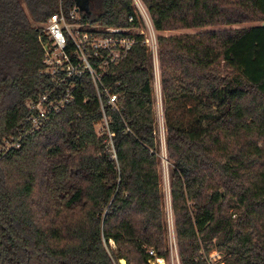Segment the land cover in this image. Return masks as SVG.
Instances as JSON below:
<instances>
[{
    "label": "trees",
    "instance_id": "16d2710c",
    "mask_svg": "<svg viewBox=\"0 0 264 264\" xmlns=\"http://www.w3.org/2000/svg\"><path fill=\"white\" fill-rule=\"evenodd\" d=\"M87 1L84 22L141 28L133 0ZM141 2L158 34L195 31L157 37L180 263L264 264V25L233 28L264 21V0ZM60 3L75 6L0 0V264H152L169 248L144 37L128 35L134 46L104 80L119 95L118 111L105 106L114 153L87 80L30 131L25 103L52 87L40 33Z\"/></svg>",
    "mask_w": 264,
    "mask_h": 264
},
{
    "label": "built area",
    "instance_id": "2783aa9c",
    "mask_svg": "<svg viewBox=\"0 0 264 264\" xmlns=\"http://www.w3.org/2000/svg\"><path fill=\"white\" fill-rule=\"evenodd\" d=\"M82 15L76 5L67 11L63 3H60L58 11L50 15L44 24L39 38L44 55L43 74L50 80L52 87L26 101L27 119L32 133L41 130L54 116L80 99L85 84L89 81L94 87L102 113V120L96 126V132L110 140L109 146L114 153L110 118L105 106L118 111L119 95L114 93L112 87L107 86L104 80L109 74V68L116 65L134 46L135 40L128 35L138 32L144 37V43L149 48L146 33L143 31L144 20L137 11L141 22L139 30L103 29L84 22ZM133 20L130 18V21ZM155 44L157 52V39ZM86 101L87 98L84 103ZM20 145V141L7 143L5 150L18 149ZM217 257L219 256L215 253L211 255L212 260Z\"/></svg>",
    "mask_w": 264,
    "mask_h": 264
},
{
    "label": "rangeland",
    "instance_id": "374dc122",
    "mask_svg": "<svg viewBox=\"0 0 264 264\" xmlns=\"http://www.w3.org/2000/svg\"><path fill=\"white\" fill-rule=\"evenodd\" d=\"M134 7L137 11L142 15L144 20V29L143 31L146 33V37L149 42V48L152 53V62L154 66L155 76H154V97H155V111L157 117V139L159 145V153H160V174H161V188L164 194V211H165V223L167 228V235H168V248L169 253L167 258L165 259H156L155 262L152 264H181L180 259L178 256V249L176 244V235H175V228H174V219L172 214V207H171V198H170V184H169V176H170V162L167 158V151H166V131L164 126V106L162 103V96H161V83H160V71H159V61L157 58L156 52V39L160 35H175L180 33H195V31H182V32H166V33H157L152 25L151 19L147 12L146 7L143 5L141 0H133ZM256 25H264V21H258L255 23H250L242 26H234V29H239L241 27L250 28ZM111 247L115 249V245L112 242ZM214 254V253H212ZM123 260V259H122ZM164 262H163V261ZM161 261L163 263H161ZM216 259H213V262Z\"/></svg>",
    "mask_w": 264,
    "mask_h": 264
},
{
    "label": "water",
    "instance_id": "95a60500",
    "mask_svg": "<svg viewBox=\"0 0 264 264\" xmlns=\"http://www.w3.org/2000/svg\"><path fill=\"white\" fill-rule=\"evenodd\" d=\"M77 10L83 14H90L89 3L87 0H74ZM120 264H127L125 260H120Z\"/></svg>",
    "mask_w": 264,
    "mask_h": 264
},
{
    "label": "bare ground",
    "instance_id": "6f19581e",
    "mask_svg": "<svg viewBox=\"0 0 264 264\" xmlns=\"http://www.w3.org/2000/svg\"><path fill=\"white\" fill-rule=\"evenodd\" d=\"M162 261H163V260H162ZM162 261H161V263H163V262H164V261H163V262H162Z\"/></svg>",
    "mask_w": 264,
    "mask_h": 264
}]
</instances>
